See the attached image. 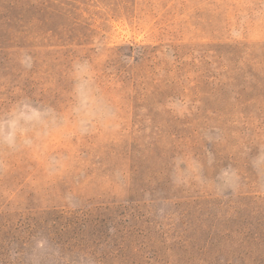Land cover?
Masks as SVG:
<instances>
[{"label":"rangeland","instance_id":"374dc122","mask_svg":"<svg viewBox=\"0 0 264 264\" xmlns=\"http://www.w3.org/2000/svg\"><path fill=\"white\" fill-rule=\"evenodd\" d=\"M0 264H264V0H0Z\"/></svg>","mask_w":264,"mask_h":264},{"label":"trees","instance_id":"16d2710c","mask_svg":"<svg viewBox=\"0 0 264 264\" xmlns=\"http://www.w3.org/2000/svg\"><path fill=\"white\" fill-rule=\"evenodd\" d=\"M166 65H168V64L166 63ZM182 65H184V64L181 63L179 60H177L176 63L173 64V67H175L178 70H181L182 67H178V66H182ZM186 66H188V65H186Z\"/></svg>","mask_w":264,"mask_h":264}]
</instances>
